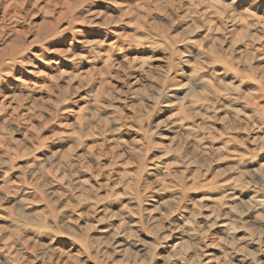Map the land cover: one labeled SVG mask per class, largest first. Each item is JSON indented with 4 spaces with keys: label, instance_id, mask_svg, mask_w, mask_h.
<instances>
[{
    "label": "clouds",
    "instance_id": "obj_1",
    "mask_svg": "<svg viewBox=\"0 0 264 264\" xmlns=\"http://www.w3.org/2000/svg\"><path fill=\"white\" fill-rule=\"evenodd\" d=\"M0 264H264V0H0Z\"/></svg>",
    "mask_w": 264,
    "mask_h": 264
}]
</instances>
